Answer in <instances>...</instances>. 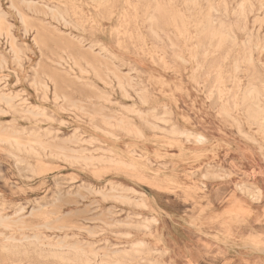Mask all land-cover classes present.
I'll list each match as a JSON object with an SVG mask.
<instances>
[{
    "label": "rangeland",
    "instance_id": "1",
    "mask_svg": "<svg viewBox=\"0 0 264 264\" xmlns=\"http://www.w3.org/2000/svg\"><path fill=\"white\" fill-rule=\"evenodd\" d=\"M34 2L69 24L49 29L42 54L12 3L24 5L0 0L12 26L0 35V92L17 95H0V264H85L77 248L119 264H264V197L247 192L264 187V128L244 96L264 86V0ZM220 19L232 38L213 36ZM70 33L86 40V73L58 63ZM117 76L131 80L126 96Z\"/></svg>",
    "mask_w": 264,
    "mask_h": 264
},
{
    "label": "bare ground",
    "instance_id": "2",
    "mask_svg": "<svg viewBox=\"0 0 264 264\" xmlns=\"http://www.w3.org/2000/svg\"><path fill=\"white\" fill-rule=\"evenodd\" d=\"M13 1V0H12ZM15 1V0H14ZM18 3H20V4H22V5H24V6H22V7H20V6H17L16 4H14V3H12V5H13V8L16 10V12H17V14H18V16H19V18H20V20H21V22L23 23V25H24V30H25V32L26 33H28V32H34V41H35V44L41 49V52H42V54H43V46H44V42H45V40H44V38H45V34H47V33H49V29H53V30H55V31H61V29H60V27L59 26H67L68 24H69V21H68V18L66 17V12L67 11H65V10H63L61 7H59V6H57V7H47V9H45V8H39L38 7V5H37V3L36 2H34V0H16ZM190 1V0H189ZM194 1V0H193ZM216 1V0H215ZM38 2V1H37ZM249 2V1H248ZM93 3V2H92ZM108 3V2H107ZM222 3V2H221ZM250 3V2H249ZM253 3V2H252ZM99 4V3H98ZM127 4V3H126ZM215 4V3H214ZM219 5V4H218ZM241 5V4H240ZM262 5H263V3H262ZM90 6V5H89ZM101 6V5H100ZM221 7H223L222 5H221ZM219 9V8H218ZM236 9V8H235ZM251 9H252V7H251ZM25 10H28V11H30V12H32V15H30L28 12H26ZM122 10H123V8H122ZM225 11V10H224ZM237 11V10H236ZM259 11V10H258ZM216 12V11H215ZM218 12V11H217ZM222 13H224V12H222ZM240 14V13H239ZM44 16V17H46V16H49L50 17V19H51V21L50 22H47V21H45V19H42L41 17H39V16ZM141 15V14H140ZM216 15H217V17H219V15L216 13ZM223 16V15H222ZM227 16H228V14H227ZM39 17V18H38ZM120 17V16H119ZM210 17V16H209ZM135 18V17H134ZM152 17H150L149 19H151ZM225 19H227L226 17H224ZM229 18V17H228ZM33 19H35V20H39V23L38 24H34L32 21H33ZM218 20V19H217ZM52 21H55V23H56V25L54 24V23H52ZM216 21V20H215ZM227 21V20H226ZM226 21H224V19L222 20V19H220L219 20V23H218V26L216 25V23H214V20H212V23H213V25H211V28L212 29H214V28H217V27H219L220 28V31H217V32H214V34H213V36L215 37V36H219V38L221 37H223L224 35H226V36H228V37H230V38H232V35H231V33H230V30H229V24L226 22ZM245 21V20H244ZM231 22V21H230ZM95 23V22H94ZM74 27H76V26H74ZM214 27V28H213ZM244 27V26H243ZM150 30H151V34H152V36L155 38V39H159V40H161L162 41V37H163V35L165 36V37H167L168 38V35L167 34H160V32L159 31H157V29H155V26L154 25H152V26H150ZM81 31V30H80ZM12 32V26H11V24H10V22L8 21V19H7V13L5 12V11H3V9L1 8V6H0V35H5V34H10ZM249 32V31H248ZM251 34V33H250ZM227 38V37H226ZM259 40V39H258ZM168 41H169V44L171 45V46H174V43L173 42H171L170 40H169V38H168ZM251 41V40H250ZM85 42H86V40L82 37V36H80V35H76V34H73V33H70L69 34V39H68V46H69V49L68 50H65L64 51V53L62 54V55H60L59 56V58H58V63L60 64V65H62L64 68H63V72H65V74H72L74 71H75V68H79L80 70H81V72H85V70L84 69H81V67H80V63H79V59H82V58H84L85 57V54L84 53H81V51L86 47V44H85ZM246 42H248L247 40H246ZM247 45V44H246ZM257 45V44H256ZM93 46L94 45H89L88 46V49H90V51L91 52H93L94 51V49H93ZM248 46H249V44H248ZM259 46V45H258ZM111 47V46H110ZM238 48H239V46H238ZM248 48H250V47H248ZM257 48V47H256ZM245 50H247V49H245ZM143 51V50H142ZM260 51H262V50H260ZM74 52H79L80 53V55L78 54V55H75L74 54ZM247 52V51H246ZM251 52V51H250ZM213 53V52H212ZM263 53V52H262ZM244 54H245V52H244ZM250 55H252V53H250ZM261 55V54H260ZM259 55V56H260ZM246 56H248L247 55V53H246ZM180 57H182V56H180ZM184 58V57H183ZM264 58V57H263ZM259 59V58H258ZM235 61V60H234ZM250 61H252V58H251V56H250ZM249 63V62H248ZM263 63H264V59H263ZM19 64V63H18ZM133 69V68H132ZM138 69V68H137ZM133 71H135V70H133ZM86 73V72H85ZM89 73V72H88ZM99 76V75H98ZM235 77V76H234ZM117 79H118V85H120V87H121V89L124 91V93H125V96H126V92H127V90H126V87L127 86H131V80L130 79H127V78H123L122 76L120 77V76H117ZM48 80L49 81H51L52 83H53V85H54V87L57 89L58 88V79L56 78V77H49L48 78ZM49 81L48 82H46V81H41V82H39V84H40V86L41 87H43L45 90H47L48 88H49ZM34 82V81H33ZM136 82V81H135ZM245 89V88H244ZM141 90V89H140ZM57 91V90H56ZM55 91V97L57 98V99H59L61 96L57 93ZM37 92V91H36ZM45 92V91H44ZM139 92H142V91H139ZM127 94H129V93H127ZM0 95H1V97L2 98H4V99H6L7 100V102H12L13 101V98L14 97H16V96H10V95H7V93H2V92H0ZM112 96V95H111ZM129 97H130V95H128ZM244 96H245V99H247L248 101H249V109H250V117H252V119H253V121L254 122H256V123H261V126L264 128V86H261V87H259V86H257V85H255V84H252V85H250L247 89H246V91H245V93H244ZM142 100V99H141ZM20 101V100H19ZM61 105V104H60ZM36 106H38V105H36ZM8 107V106H7ZM61 107H62V105H61ZM134 107V106H133ZM224 108V107H223ZM125 109H126V107H125ZM128 109V108H127ZM137 110H139V109H137ZM43 111V110H42ZM129 111H131V110H129ZM128 111V112H129ZM133 111V110H132ZM224 111V110H223ZM57 112V111H56ZM136 112H138V111H136ZM140 112V111H139ZM227 112V111H226ZM28 113H30V112H28ZM87 113V112H86ZM4 114V113H3ZM32 114V113H31ZM140 115H141V112L139 113ZM171 114V113H170ZM39 116V115H38ZM41 116V115H40ZM44 117V116H43ZM46 117V116H45ZM159 117V116H158ZM229 117H231L230 116V114H229ZM49 118V117H48ZM47 118V119H48ZM81 118V117H80ZM90 118H92V117H90ZM130 118V117H129ZM22 119V118H21ZM82 119V118H81ZM162 119V118H161ZM49 120V119H48ZM167 121H169L168 119H166ZM118 121V120H117ZM162 121H164L163 119H162ZM64 122V121H63ZM90 122V121H89ZM103 122H104V124H109L110 123V121H109V119H103ZM259 123V124H260ZM63 124V123H62ZM92 124V123H91ZM118 125L122 128V127H124V128H130V125L132 126V127H134L132 124H128L126 121H124L123 119L122 120H120L119 121V123H118ZM112 126H113V124H112ZM155 127V126H154ZM175 127V126H174ZM173 127V128H174ZM99 128V127H98ZM155 128H157V127H155ZM159 128V127H158ZM163 129V128H162ZM161 129V130H162ZM165 129V128H164ZM103 130V129H102ZM135 130L137 131V132H139V130L138 129H136L135 128ZM166 130V129H165ZM165 130H163V131H165ZM130 132V131H129ZM175 132V131H174ZM177 133H178V131H177ZM176 133V134H177ZM181 133V132H180ZM108 134H111V133H108ZM130 134V133H129ZM140 134V133H139ZM112 135V134H111ZM114 135V134H113ZM112 135V136H113ZM141 135V134H140ZM160 135V134H159ZM166 136V135H165ZM119 137V136H118ZM199 137V139L202 141V140H204V136L203 135H199L198 136ZM245 137H246V135H245ZM116 138H117V136H116ZM85 140V139H84ZM92 140H94V139H92ZM251 140V139H250ZM255 141V140H254ZM15 142L17 143V144H19V142H18V140H15ZM204 142V141H203ZM256 143H257V141H255ZM45 144V143H44ZM40 145V144H39ZM18 147V146H17ZM2 148V147H1ZM25 148H27L28 150H33V147L32 146H28V147H26L25 146ZM31 148V149H30ZM99 149V148H98ZM110 152H111V150H109ZM38 153V152H37ZM36 153V154H37ZM40 153V152H39ZM115 153V152H114ZM131 153V152H130ZM134 153H136V152H134ZM50 154V153H49ZM40 155H41V153H40ZM133 155V154H132ZM139 155H140V153H139ZM60 156V155H59ZM93 156V155H92ZM134 156V155H133ZM103 157V156H102ZM141 157V156H140ZM140 157H138L139 159H140ZM64 158H65V156H64ZM96 158H98V156L96 157ZM96 158H94V157H91L90 159H89V161H90V163H93V161L96 159ZM100 158H101V156H100ZM143 158V157H142ZM66 159V158H65ZM80 159V158H79ZM115 159V158H114ZM144 159V158H143ZM143 159H141V160H143ZM104 160V159H103ZM108 160V163H110V157H109V159H107ZM118 160V159H117ZM19 161V160H18ZM72 161V160H71ZM97 161V160H96ZM105 161V160H104ZM120 162H121V160H119ZM150 161V160H149ZM76 162V161H75ZM99 162V161H98ZM106 162V161H105ZM115 163H116V161H114ZM152 162V161H151ZM77 163V162H76ZM114 163V164H115ZM119 163V162H118ZM122 163V162H121ZM147 163V162H146ZM72 164V163H71ZM124 165H127V167H132L133 169H135L136 167H137V164H135V163H123ZM143 164V163H142ZM153 164V163H152ZM155 164V163H154ZM117 165V164H116ZM18 166V165H17ZM16 166V167H17ZM29 166V165H28ZM55 166V165H54ZM152 166V165H151ZM19 168V167H18ZM20 171V170H19ZM132 172V171H131ZM139 173V172H138ZM205 175V174H204ZM203 175V176H204ZM205 177V176H204ZM32 179V178H31ZM59 184V183H58ZM203 184V183H202ZM60 185H58V187H59ZM117 186V185H116ZM112 187H114L113 185H112ZM243 187V186H242ZM241 187V188H242ZM249 188V187H248ZM58 189V188H57ZM82 189V188H81ZM128 189V188H127ZM134 189V188H133ZM132 189V190H133ZM114 190V189H113ZM115 190H117V189H115ZM131 190V191H132ZM135 190V189H134ZM133 190V191H134ZM81 191V190H80ZM86 191H87V189H86ZM123 191V190H122ZM122 191H120V192H122ZM245 190H243V192H244ZM60 192V191H59ZM69 192V191H68ZM71 192H72V190H71ZM247 192H249L250 193V195L254 198V200H256V201H260L261 199H263V197H264V188L262 187V186H260V185H258V186H256L255 188H253V189H248L247 190ZM63 193V192H62ZM79 193V192H78ZM77 193V194H78ZM56 194V193H55ZM75 194H76V192H75ZM92 194V193H91ZM57 196L59 195L58 193L56 194ZM119 195V194H118ZM118 195H117V197H118ZM64 196V195H63ZM116 196V195H115ZM60 197V196H59ZM86 197V196H85ZM66 198V197H65ZM112 198H114V195L112 196ZM120 198L121 199H123V198H126V197H121L120 196ZM128 198H130L129 196H128ZM128 198L126 199V200H128ZM59 199V198H58ZM115 199H117V198H115ZM142 199V198H141ZM56 200H57V198H56ZM123 200H125V199H123ZM131 200V199H130ZM58 201V200H57ZM56 201V202H57ZM59 201L61 202V200L59 199ZM129 201V200H128ZM132 201V200H131ZM131 201H129V202H131ZM138 200H136L135 202H137ZM141 203H143V202H141ZM50 204V203H49ZM54 204V206H55V202L53 203ZM144 204V203H143ZM142 204V205H143ZM43 205V204H42ZM140 205V204H139ZM94 206H95V204H94ZM143 206H145V205H143ZM34 208V207H33ZM41 208V207H40ZM58 209V208H57ZM31 210H32V208H31ZM52 210V209H51ZM21 211H22V209H21ZM33 211H35L34 209H33ZM57 211V210H56ZM61 211V210H60ZM78 211V210H77ZM89 211V210H88ZM109 211V210H108ZM129 212V211H128ZM15 213V212H14ZM18 213V212H17ZM84 213H85V211H84ZM110 213V212H109ZM120 213V212H119ZM40 214V213H39ZM111 214V213H110ZM129 214V213H128ZM64 215H65V213H64ZM74 215H75V213H74ZM116 215V214H115ZM50 216V215H49ZM63 216V215H62ZM103 216V215H102ZM133 216V215H132ZM95 218H97V217H95ZM153 218H155V217H153ZM91 219V218H90ZM100 219V218H99ZM112 219V218H111ZM148 219V218H147ZM86 220V219H85ZM144 220V219H143ZM150 220H153L152 218L150 219ZM58 221H59V219H58ZM57 221V222H58ZM65 221V220H64ZM107 221V220H106ZM105 221V222H106ZM155 222H156V220H154ZM52 222H54V221H52ZM119 222V221H118ZM146 222H148L147 220H146ZM151 222V221H150ZM73 223V222H72ZM128 223V222H127ZM38 226V225H37ZM46 226V225H45ZM59 226V225H58ZM63 226V225H62ZM72 226V225H71ZM89 226V225H88ZM87 226V227H88ZM129 226V225H128ZM47 228V227H46ZM52 228H54V227H52ZM82 228V227H81ZM85 228V227H84ZM146 228V227H145ZM149 228V227H148ZM201 228V227H200ZM93 229V228H92ZM50 230V229H49ZM58 230V229H57ZM90 229H88L87 231H89ZM105 232V231H104ZM125 234V233H124ZM126 235V234H125ZM209 235V234H208ZM163 236V235H162ZM13 240V239H12ZM140 243V242H139ZM64 246H66V245H64ZM34 247H36V248H38V246L36 245V246H34ZM1 248L2 249H5V250H12V251H14V252H22V245L21 244H7V243H3L2 245H1ZM25 249H28V248H25ZM23 250V252H26L27 250ZM64 249V248H63ZM234 249V248H233ZM262 249V248H261ZM43 252V249L42 248H40V251L38 252V253H42ZM50 252L52 253V255L53 256H55V257H57V258H59V259H63V260H69L70 259V256H68L69 255V253H70V251H67V252H64L63 250H56V249H52V250H50ZM116 252V251H115ZM90 253L92 254V255H95L96 257H98L97 255H98V252L96 251V250H90ZM75 254H77V259L78 260H80V261H83L85 264H119V260H116L115 262H110V261H104L103 259H101V262H96L97 260L95 259H92V258H90V256L88 255V254H86L85 252H84V250L83 249H79V248H77L76 249V252H75ZM85 256H84V255ZM92 260L94 261V262H92Z\"/></svg>",
    "mask_w": 264,
    "mask_h": 264
},
{
    "label": "crops",
    "instance_id": "3",
    "mask_svg": "<svg viewBox=\"0 0 264 264\" xmlns=\"http://www.w3.org/2000/svg\"><path fill=\"white\" fill-rule=\"evenodd\" d=\"M264 188V187H263Z\"/></svg>",
    "mask_w": 264,
    "mask_h": 264
}]
</instances>
